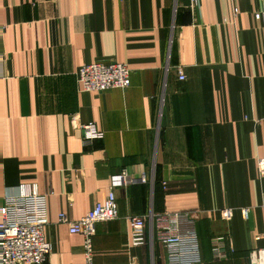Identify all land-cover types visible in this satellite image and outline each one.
Returning <instances> with one entry per match:
<instances>
[{"label": "crops", "instance_id": "0c3cea01", "mask_svg": "<svg viewBox=\"0 0 264 264\" xmlns=\"http://www.w3.org/2000/svg\"><path fill=\"white\" fill-rule=\"evenodd\" d=\"M0 221L6 196L37 184L48 197L46 264H86L77 221L115 189L119 217L98 223L93 264H166L130 245L128 217H195L197 264H249L264 251V0H0ZM127 64L131 85L83 92L76 72ZM168 71L166 72V68ZM178 67L186 80L179 81ZM165 98L161 103L163 82ZM95 124L102 139L86 140ZM232 210L229 221L224 210ZM243 210H247L245 217ZM224 237L227 259L212 256Z\"/></svg>", "mask_w": 264, "mask_h": 264}, {"label": "built area", "instance_id": "2783aa9c", "mask_svg": "<svg viewBox=\"0 0 264 264\" xmlns=\"http://www.w3.org/2000/svg\"><path fill=\"white\" fill-rule=\"evenodd\" d=\"M201 0H190L192 8H197ZM1 9V7H0ZM257 20L264 21V12L255 15ZM6 27L0 20V66L7 62L4 50ZM168 67L166 68V72ZM179 81H185L183 67H178ZM80 90L83 92L101 93L114 89H127L131 85V70L124 63L98 61L83 65L76 72ZM163 82L161 103L166 90ZM86 140L102 139L95 124L81 125ZM258 172L264 178V158L258 161ZM147 178L132 176L127 170L111 178L107 196L77 221L69 219L66 214L59 215L58 221L69 225L71 234H78L84 240L86 264H93V236L98 223L111 222L119 217L115 189L134 184H146ZM51 192L41 193L37 184H22L15 194L6 196L0 221V264H46L52 252V245L45 236L48 219V197ZM248 216L247 210H243ZM232 210H224L222 218L229 221ZM130 245L147 247L154 257L156 246L166 255V264H197L200 261L199 240L195 228V217L186 212L155 214L153 211L142 216L128 217ZM212 256L216 260H225L228 251L224 237L211 239ZM128 264H140L138 257L130 258ZM249 264H264V251H254Z\"/></svg>", "mask_w": 264, "mask_h": 264}]
</instances>
